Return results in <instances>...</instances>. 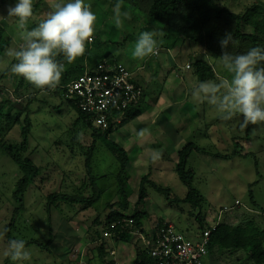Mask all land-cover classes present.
I'll list each match as a JSON object with an SVG mask.
<instances>
[{"label":"rangeland","instance_id":"obj_1","mask_svg":"<svg viewBox=\"0 0 264 264\" xmlns=\"http://www.w3.org/2000/svg\"><path fill=\"white\" fill-rule=\"evenodd\" d=\"M5 1L7 3L0 11V16L4 17L0 19V25L7 30L12 41L5 56L0 59V89H2L0 129H4L6 126L4 124L9 122L7 119L9 112L10 115L16 116L18 111L4 101H11L14 105L16 103L25 105L29 98L34 99L31 102L29 115L31 132L28 137V149L22 153V156L41 168V173L32 181L23 196V201L20 202L16 191L19 181L24 177V172L7 150L0 146V232L3 233V237L0 238V264H78L83 260L81 255L87 249L86 245L90 243L86 236L88 230L93 227L96 220L101 222L105 220L110 211L109 205L121 200L118 181L121 165L115 153L108 148L110 142L124 149L131 160L124 175L125 181H128L126 189L130 195L127 215L144 211L147 214L146 224L154 221L172 223L179 232L193 241L200 231V225L196 220L199 212L205 218L207 227L226 222L231 227L241 226L245 230L254 226L264 229L262 213L264 123L242 127L240 115L230 120L223 119L213 106L193 99L192 93L196 86H192L190 94L192 105L181 108L179 115L176 116L172 114L173 110H166L164 117L174 119L172 124L178 125H176L178 132L183 134L181 139L185 144L195 143L211 154L220 153L226 156H232L235 152L237 154L226 160L210 156L207 161L205 154L194 151L187 164V171H193L190 187L184 184L175 172L176 164L170 157L171 152L169 155L167 149L162 150L159 145H147V143L160 144L164 140L160 136L161 128L149 122L153 117L151 113L153 110L148 111L154 104L155 92L152 88L156 87L155 90L158 91L161 81L146 87L140 75L142 73L138 71L137 80L144 89L145 99V112L140 120L147 121L142 123L131 121L117 129L108 139L103 136L95 138L93 131L80 119L77 110L66 100L67 98L65 99L66 96L56 95L55 91L43 95L23 77L11 72V65L17 61L9 56L8 52L19 50L25 42L17 28V19L8 18V8L15 6L18 0ZM39 1L33 0V7ZM41 1L39 10L28 22L29 30L37 27L50 12L54 11L52 7L54 3L69 2V0ZM218 1L234 14L245 13L254 3L264 5V0ZM118 2L121 4V12L128 14L126 18L121 16L123 27L119 29L113 19V9ZM132 2L133 0H84L97 16L94 42L101 41L105 44L100 47L98 53L110 54V60L123 62L130 70L135 71L142 66L148 68L155 62L156 56L145 60L134 59L132 52L135 43L143 31L164 32L162 37H156L159 51L162 47L174 44V52H176L174 62L181 70H177L179 76L184 78L186 73L191 74L185 70L186 64L193 65L195 62V58L189 60L187 57L193 52L190 48L191 42L185 43L183 37L180 38L169 31L165 24L150 19L147 14L148 6L138 8ZM243 32L251 33L253 29L244 25ZM177 38L179 39L175 41ZM192 47L201 50V46L194 44ZM199 50L194 52L199 54L204 51V49ZM160 52L162 56L167 55L165 48ZM62 57H57L58 61ZM215 69L217 77L219 79L223 77L221 74L224 72L220 73L217 67ZM225 74L227 76L226 72ZM18 87L22 99L16 95ZM148 107L149 109L146 110ZM24 119L25 115L22 116L21 123L12 126L10 132L6 133L5 129L4 132H0V144L16 145L22 142ZM8 125L12 124L8 123ZM141 129H148L151 135L139 137L137 133ZM206 134L210 135L207 139L202 137ZM143 142L149 147L143 148ZM92 146L94 151L90 157V166L87 167V154ZM153 151L162 154L161 159L155 163L151 159ZM142 161L144 163L138 166ZM146 175H149L148 181L141 185V180ZM191 190L196 191L202 200L201 208L196 211H193L191 203L185 201ZM96 191L98 196L95 194ZM141 192L144 194V199L142 205L137 208ZM52 194H59L60 199L54 203L49 216L48 197ZM95 195L97 198L93 207L82 210L84 201L92 199ZM64 196L72 202L68 203L64 200ZM237 202L240 206H236ZM224 208H228L229 211L222 213ZM11 224L13 227L8 230ZM51 231L53 235H50ZM11 239L45 244L49 250L30 244L25 246L30 253V259L13 261L6 255L7 242ZM51 239L52 243L47 245ZM129 254L130 252H127V255ZM242 263H249L246 253L242 251L235 254L225 251L221 255L216 251L210 253L209 259L205 262V264Z\"/></svg>","mask_w":264,"mask_h":264},{"label":"trees","instance_id":"obj_2","mask_svg":"<svg viewBox=\"0 0 264 264\" xmlns=\"http://www.w3.org/2000/svg\"><path fill=\"white\" fill-rule=\"evenodd\" d=\"M127 1V0H125ZM41 0L34 5V15L40 8ZM136 7L141 8L142 6H148V17L155 22L163 23L167 29L180 38L183 37V41L191 42L197 46H201L203 53L212 55L213 57H219L222 54V48L220 41L224 38L226 32H231L233 36V41L229 44L227 51L231 54H243L246 53L250 48L261 47L264 48V5L261 3H254L250 6L245 13L243 14H234L226 9V7L219 4L218 0H133L132 2ZM248 26L253 29L251 33H244L243 26ZM11 37L8 35L7 30L0 25V59L5 56L6 50L9 48L11 43ZM91 44L86 45L87 51L82 58H78L75 62L69 64L65 58L59 60L64 64V71L62 73V78L59 86L55 90L56 95H62L63 97L67 95L68 85H70L75 79L83 75L87 69L94 68L97 64L110 60V54L101 55L99 54V49L104 43L101 41H95ZM237 45V46H236ZM62 56V55H61ZM202 58L195 59L193 63V68L195 70V75L197 79L201 82L208 80H216V71L210 63V61H205L204 56ZM20 87L16 89V95L20 96L22 99V94L20 95ZM2 89H0V92ZM62 98V97H61ZM67 97H65L66 99ZM25 105L21 103L18 104L12 103L11 101H4L6 104H11L12 109H17V115L12 116L10 112L8 114V123L12 125H6V133L10 132L12 126L17 123H21L22 116L25 115L22 126V142L16 145H6L0 144L4 147L7 152L10 154L11 158L20 166L24 172V177L19 181L16 191L17 199L22 202L23 196L28 190L29 186L41 173V168L37 167L30 160L24 159L22 153L26 152L28 149V137L31 132V121L29 118L31 112V102L34 99H28ZM69 103L79 113L80 119L93 131V136L95 138L104 137L108 139L117 129L124 127L131 121L136 120L140 117L145 111L144 105L141 104L140 108H133L126 112L125 120L121 127L116 129H109L108 131H101L93 127L92 123L87 121V117L77 109L75 103L68 98L66 99ZM158 99L154 100V104ZM22 101V100H21ZM20 101V102H21ZM4 104V103H3ZM13 104V105H12ZM146 108V110H148ZM2 114V111H0ZM1 117V115H0ZM2 123V122H1ZM0 123V125H1ZM2 126V125H1ZM4 129H0V132H4ZM108 148L115 153L120 165L121 173L118 176L119 181V196L121 197L120 202L109 205L110 211L103 222L96 220L93 227H90L88 230L87 239L90 240V245H93L92 248L87 247V255L96 250L98 255L94 258H97L101 263H104L107 253L104 246H95L94 244L102 237V230L104 226L107 225L110 221L115 220L119 217H124L127 215L130 208L129 198L130 195L126 189L128 181H125L124 175L127 173V167L130 163L129 156L124 149H121L113 143H109ZM94 151V146L89 149L88 158H87V167L91 163V155ZM194 151H198L208 156L215 157L217 159H230L232 156L236 155L235 152L232 156H226L225 154H211L208 153L205 149L200 148L195 143L187 144L178 154V161L175 165V172L179 175L180 180L191 187L193 181V171H187V164L190 159V156ZM89 169V168H88ZM90 171V169H89ZM149 175H146L141 180V185L148 181ZM98 191L95 192L97 194ZM98 196V194H97ZM97 196L88 201H84L82 210H88L93 207V204L96 201ZM64 200H67L68 203L72 202L71 199H68L64 196ZM139 202L137 203V208H139L144 199V194L141 192L139 197ZM60 199L59 194H52L48 197V214L50 216L51 209L54 206V203H57ZM186 202L192 204L193 211L201 208L202 200L198 193L194 190H191L186 199ZM118 206L119 208H116ZM264 215V209L262 210ZM136 223L138 228H142L147 214L144 211H137L131 216ZM196 220L200 225V231H205L210 228L205 224V218L199 212L196 215ZM158 221L152 222L157 223ZM13 227L11 224L8 228L10 230ZM9 234V232L7 233ZM50 235H53L52 231ZM53 239V238H52ZM52 239L49 240L48 244L52 243ZM123 240H130L129 237L124 236ZM209 252L213 254L218 252L224 254V252H230L235 254L236 252L242 251L246 253V256L249 260L248 264H264V229H261L258 226L249 227L248 230L238 227H231L226 222L218 223L215 231H213L210 239ZM30 244H36L40 248L48 249L45 244H39L37 242L26 241L25 246ZM49 250V249H48ZM239 260V259H238ZM90 263L94 262V259H89ZM244 264V263H242ZM246 264V263H245Z\"/></svg>","mask_w":264,"mask_h":264},{"label":"clouds","instance_id":"obj_3","mask_svg":"<svg viewBox=\"0 0 264 264\" xmlns=\"http://www.w3.org/2000/svg\"><path fill=\"white\" fill-rule=\"evenodd\" d=\"M52 7L54 11L31 30L27 25L34 15L33 0H18L15 6L8 8V18L17 19V28L25 42L19 50L8 52V55L17 61L11 65L10 70L13 74L23 77L43 95L54 92L61 82L65 66L57 57L62 55L69 64L84 57L86 45L94 42L97 22L96 14L84 0L57 2ZM113 11L116 27L122 28L121 16L126 18L127 12H121L119 2ZM0 19L4 17L0 16ZM163 35L164 32L157 33L155 30L141 32L132 52L133 58L145 60L158 55L159 42L156 37ZM232 41V33L226 32L220 41L222 54L219 57L204 53L205 61L218 63L227 76L221 77L218 82L208 80L199 83L192 93L193 99L207 102L225 120L240 115L242 127L264 123V48L254 47L246 53L233 55L227 51ZM104 62L119 63L109 60ZM142 102L143 98L137 109L141 107ZM146 134L151 135L148 129H141L137 133L139 137ZM161 157L159 151H153L151 159L155 163ZM2 237L3 233L0 232V238ZM25 245L26 241L23 239L9 240L6 255L13 261L29 260L30 253Z\"/></svg>","mask_w":264,"mask_h":264},{"label":"built area","instance_id":"obj_4","mask_svg":"<svg viewBox=\"0 0 264 264\" xmlns=\"http://www.w3.org/2000/svg\"><path fill=\"white\" fill-rule=\"evenodd\" d=\"M191 67L188 64L186 69ZM66 97L75 103L94 128L105 132L120 126L126 112L140 105L143 89L135 73L126 66L104 62L87 69L68 85ZM236 206L240 203L237 202ZM227 211L229 209L224 208L222 213ZM129 216L110 221L104 226L102 237L94 244V248H106L108 255L104 263L94 258L98 255L96 250L89 256L85 249L81 255L83 260L78 264H205L209 259L210 239L217 223L199 231L193 241L172 223L144 222L140 229ZM124 236L130 240H123ZM86 246L93 247L90 243ZM88 258L94 262L90 263Z\"/></svg>","mask_w":264,"mask_h":264},{"label":"crops","instance_id":"obj_5","mask_svg":"<svg viewBox=\"0 0 264 264\" xmlns=\"http://www.w3.org/2000/svg\"><path fill=\"white\" fill-rule=\"evenodd\" d=\"M6 3H7V1L0 0V11L3 10V8H4L3 6ZM178 39L179 38H177L175 41H177ZM193 45L194 44H191V46H190V48L193 50V52H191L188 55L187 54H184V55H187L189 60H192L193 58H195V59L202 58L201 56L202 55L204 56V53L199 49L193 48L192 47ZM164 48L167 51V55L162 56V52H160V51L161 50L163 51ZM197 50L201 51L202 53L198 54V53L194 52ZM160 51L158 52V55H156L155 62H153L152 65H150L148 68H144V66H142V67L137 68V70H135V71L132 70V71L135 73L136 79L138 78L137 72L141 71L140 73H142V74H140V75H141L142 80L146 84V87H148V86L150 87L151 85L157 84L158 81H161V83H162L161 87L158 91L155 90L156 87L152 88L153 92H155L153 95L154 100L155 99H158V100L155 104H153V107L151 109H149L148 111L153 110L151 112L153 117L151 119H149V122H152L161 128L159 130L160 136L164 140L160 144H158V143H150V144L147 143V145H150V146H152V145L158 146L159 145L160 147H162V150L167 149V153L169 154V152H171L170 153L171 155L170 154L169 155H170L172 160H175L174 163L176 164L178 161L179 152L187 144H185V141L181 139L183 137V134L178 132L179 131L177 128L178 125L176 123L172 124V122H174L173 117H172L173 120L169 119V117H168V119L165 118L164 112L166 110H169V111L173 110L172 114H174L176 116V115H179L178 113H180L181 108H184V106H186V105L187 106L192 105V103L190 101L191 88H192V86L198 87L200 81L197 79V76L195 75V70L193 67L191 69H186V65H188V64L185 65V70H186V72H188V71L191 72V74L186 73L184 78H181L179 76V72L177 70H179V71H181V70L178 69L177 64L174 62V58L176 57V52H174V44L171 46L162 47V48H160ZM192 53H194V54H192ZM119 63H123V62H119ZM210 63H212V62L210 61ZM212 65H213V67L215 66L214 69L217 67V69L220 71V73L224 72L223 74H221L223 77L226 76L225 70L221 66H219L218 63L213 61ZM215 71H216V69H215ZM140 75H139V78H140ZM216 75H218L217 72H216ZM216 80H219V78L216 77ZM212 81H215V80H212ZM196 82H197V84H196ZM144 102H145V99L143 97L142 104ZM152 102H153V100H152ZM162 109H165V110L162 111ZM140 117H138L134 121H138L139 123L147 121V120H144V121L140 120ZM203 136L205 139L210 137V135H208V134L202 135V137ZM147 145H145V142H143L142 146H143V148L149 147ZM204 156H205V159L208 161L210 156H208V155H204ZM142 163H144V161L140 162L138 164V166Z\"/></svg>","mask_w":264,"mask_h":264}]
</instances>
